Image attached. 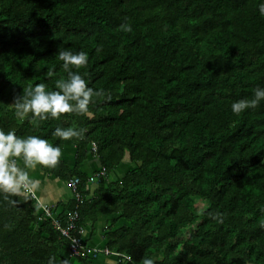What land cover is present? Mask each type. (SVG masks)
<instances>
[{
	"label": "trees",
	"instance_id": "trees-1",
	"mask_svg": "<svg viewBox=\"0 0 264 264\" xmlns=\"http://www.w3.org/2000/svg\"><path fill=\"white\" fill-rule=\"evenodd\" d=\"M259 2L0 0V128L61 148L54 168H40L65 183L79 178L77 224L91 230L107 217L104 247L131 259L116 264H264V101L239 115L230 108L264 87ZM65 48L88 54L73 70L103 94L87 116L21 121L14 97L36 83L55 90ZM58 125L87 131L62 141L52 136ZM93 156L107 170L94 186L79 170ZM5 196L0 264H97L69 255V240L27 192ZM75 205L70 197L53 211L63 217Z\"/></svg>",
	"mask_w": 264,
	"mask_h": 264
},
{
	"label": "clouds",
	"instance_id": "clouds-1",
	"mask_svg": "<svg viewBox=\"0 0 264 264\" xmlns=\"http://www.w3.org/2000/svg\"><path fill=\"white\" fill-rule=\"evenodd\" d=\"M260 17L264 18V0L257 6ZM125 31H130V25H122ZM59 60L66 78L56 81L55 90H47L44 83H36L23 89L22 94L14 97L12 107L14 115L21 121L28 118L38 122L44 120H59L62 114L87 116L89 105L94 96L102 95L101 90L88 86L86 79L73 69L87 64L88 54L82 50L72 51L67 48L58 50ZM52 73L49 72L48 75ZM264 101V87H257L253 98L240 99L231 103V112L239 115L247 109L256 108ZM30 114V115H29ZM85 128L76 126H56L52 136L62 141L84 138ZM61 157V148L49 143L37 135L18 136L15 130L5 131L0 128V193L17 196L36 189L39 181L30 176L31 170L37 166L54 168ZM214 219L216 217H213ZM48 264H52L49 259ZM143 264H154V258L146 257Z\"/></svg>",
	"mask_w": 264,
	"mask_h": 264
},
{
	"label": "built area",
	"instance_id": "built-area-1",
	"mask_svg": "<svg viewBox=\"0 0 264 264\" xmlns=\"http://www.w3.org/2000/svg\"><path fill=\"white\" fill-rule=\"evenodd\" d=\"M90 152L95 155L96 144L91 142L89 144ZM107 177V170L104 166H99L95 171L87 174V183L89 185H97L103 178ZM79 178L73 176L68 180L67 187L70 191V196L75 200L76 205L73 210L66 211L63 217H59L54 211L53 207L49 204L43 203L33 192V190L26 191L34 200L38 211L48 219L53 228L59 232V234L69 240V255H104L112 256L119 260L131 261L130 257L122 252L109 250L106 247L91 246L85 240V228L80 227L78 222L77 204L81 202V196L78 192Z\"/></svg>",
	"mask_w": 264,
	"mask_h": 264
},
{
	"label": "crops",
	"instance_id": "crops-1",
	"mask_svg": "<svg viewBox=\"0 0 264 264\" xmlns=\"http://www.w3.org/2000/svg\"><path fill=\"white\" fill-rule=\"evenodd\" d=\"M74 149V145L68 142L63 152L64 161L70 166H73L74 164ZM98 165L99 164L96 157H89L86 162L80 165L79 170L89 174L95 171L98 168ZM125 170L126 168L123 166L114 169V171H118L117 175L119 176L123 174ZM29 174L33 179L39 181L38 187L32 190L43 203L55 207L58 203H66L71 197L67 184L58 180L57 178L47 176L40 166H37L35 169L31 170ZM106 218L107 217L99 216L96 224L91 230L88 227L85 228V240L90 237V232L91 238L87 239L86 242L91 246L104 247V240L101 236V233ZM94 257L97 264H116V259L112 256L109 257L104 255H96Z\"/></svg>",
	"mask_w": 264,
	"mask_h": 264
},
{
	"label": "rangeland",
	"instance_id": "rangeland-1",
	"mask_svg": "<svg viewBox=\"0 0 264 264\" xmlns=\"http://www.w3.org/2000/svg\"><path fill=\"white\" fill-rule=\"evenodd\" d=\"M125 172V171H124ZM118 174V171H112L111 173H110V178L111 179H116V178H119V175H117ZM103 256V255H102ZM110 257V256H109Z\"/></svg>",
	"mask_w": 264,
	"mask_h": 264
}]
</instances>
